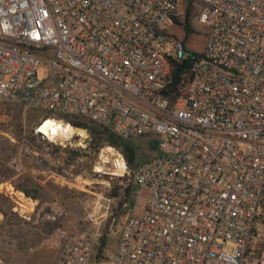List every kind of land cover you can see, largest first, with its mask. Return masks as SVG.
<instances>
[{"label": "built area", "instance_id": "2783aa9c", "mask_svg": "<svg viewBox=\"0 0 264 264\" xmlns=\"http://www.w3.org/2000/svg\"><path fill=\"white\" fill-rule=\"evenodd\" d=\"M182 3L0 0V102L152 133L158 152L131 169L99 148L93 170L134 188L115 251L97 254L96 227L65 234L49 264H264V0H201L205 45L173 90ZM45 118L34 133L62 143Z\"/></svg>", "mask_w": 264, "mask_h": 264}, {"label": "rangeland", "instance_id": "374dc122", "mask_svg": "<svg viewBox=\"0 0 264 264\" xmlns=\"http://www.w3.org/2000/svg\"><path fill=\"white\" fill-rule=\"evenodd\" d=\"M203 39L204 32L197 31L189 44L198 48ZM37 74L46 78L49 69L42 66ZM46 116L48 112L38 108L0 102V264H49L65 234L96 227L104 236L100 255L115 251L129 203L122 188L130 180L96 173L93 163L99 149L68 157L74 148H87L94 136L89 128H84L85 141L76 138L78 144L75 138L53 143L35 134V125ZM91 125L99 148L109 144L104 135L110 127ZM153 140L152 133L130 140L135 150L131 169L158 155ZM14 184L24 186L31 196ZM234 247L228 242L226 250Z\"/></svg>", "mask_w": 264, "mask_h": 264}, {"label": "trees", "instance_id": "16d2710c", "mask_svg": "<svg viewBox=\"0 0 264 264\" xmlns=\"http://www.w3.org/2000/svg\"><path fill=\"white\" fill-rule=\"evenodd\" d=\"M184 27L187 31L190 30L187 21L185 22ZM189 54L190 55H188L187 58L181 61H175V60L172 61L173 79H174L173 86H172L173 90H177V84L179 83L181 75L189 70V68L191 67L193 58L198 56L200 52H189ZM63 119L65 122H69L73 125L81 126L82 128H89V130L92 131L94 135L93 138L90 140V143L87 145V148H85L83 151H80L74 148L69 152L68 157L72 159L77 156L84 157L88 155V153L92 150L94 151V153H96L97 150L99 149L100 144L97 140V136H95V134L97 133V130L91 125L93 123H87L84 121H80L77 118H72V117H67V116L63 117ZM99 126H103V125H99ZM105 130L107 131L104 135V139L106 140V142L111 145L119 147L125 157V160L128 166H131L135 159V150L133 149L130 140H125V139L120 138L119 136L115 135L112 130H109L108 128H105ZM153 146L156 147L155 140H153ZM14 186L16 189H20L24 191L26 195L31 196L30 192L24 186H21L19 184H14ZM122 190H123L122 194L125 195L126 197H129V201H128L129 202L128 205H129L131 203L132 194L134 191L133 185L130 182L124 188H122ZM113 193L117 194V192H113ZM103 244H104V241H102V243L98 247V251L100 252L99 255L101 254Z\"/></svg>", "mask_w": 264, "mask_h": 264}, {"label": "crops", "instance_id": "0c3cea01", "mask_svg": "<svg viewBox=\"0 0 264 264\" xmlns=\"http://www.w3.org/2000/svg\"><path fill=\"white\" fill-rule=\"evenodd\" d=\"M182 2L181 12L174 18V22L170 26L169 32L173 38L183 40L188 52H201L206 41V28L204 25L198 23L193 17L196 5H198L201 0H182ZM186 21L190 28L189 31L184 27ZM197 31H203L205 39H203V43L200 47L194 48L189 44V39L197 33Z\"/></svg>", "mask_w": 264, "mask_h": 264}, {"label": "bare ground", "instance_id": "6f19581e", "mask_svg": "<svg viewBox=\"0 0 264 264\" xmlns=\"http://www.w3.org/2000/svg\"><path fill=\"white\" fill-rule=\"evenodd\" d=\"M44 123L41 125V130L44 131L49 139L54 137L60 140H66L74 136H79L81 141H85L88 137V132L82 127H75L68 122L54 118L43 119ZM121 165V163H119Z\"/></svg>", "mask_w": 264, "mask_h": 264}, {"label": "water", "instance_id": "95a60500", "mask_svg": "<svg viewBox=\"0 0 264 264\" xmlns=\"http://www.w3.org/2000/svg\"><path fill=\"white\" fill-rule=\"evenodd\" d=\"M79 127H80V126H79ZM74 143H75V144H78V140L76 139V140L74 141Z\"/></svg>", "mask_w": 264, "mask_h": 264}]
</instances>
